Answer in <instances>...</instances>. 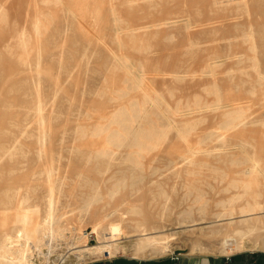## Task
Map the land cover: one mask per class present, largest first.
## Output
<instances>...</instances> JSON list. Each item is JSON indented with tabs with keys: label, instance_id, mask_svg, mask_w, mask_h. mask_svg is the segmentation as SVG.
I'll list each match as a JSON object with an SVG mask.
<instances>
[{
	"label": "rangeland",
	"instance_id": "374dc122",
	"mask_svg": "<svg viewBox=\"0 0 264 264\" xmlns=\"http://www.w3.org/2000/svg\"><path fill=\"white\" fill-rule=\"evenodd\" d=\"M112 2L0 0L9 7L0 14V208L15 209V197L24 196L39 206L40 217L53 188L60 221L72 229L55 243L56 264L62 256L74 264L72 252L80 248L74 246L84 242L134 245L146 236L167 237L165 253L228 254L239 250L225 249L223 236L248 229L258 216L247 239L259 246L240 250H264V209L240 213L248 195L235 201L231 215L221 204L244 191L233 183L249 179L248 144H258L264 154V0ZM189 19L194 27L187 29ZM24 26L26 45L18 43ZM124 52L128 67L113 55ZM255 57L260 76L252 67ZM145 90L158 92L172 111L154 107ZM240 103L247 107V123L224 131L223 120ZM118 111L136 120L127 122L129 140L110 146L106 135L117 126L111 122ZM147 129L166 137L137 152L138 135ZM192 151L193 162L184 163ZM131 205L139 211H129ZM141 215L148 229L134 226ZM119 253L165 254L148 246L111 255Z\"/></svg>",
	"mask_w": 264,
	"mask_h": 264
},
{
	"label": "bare ground",
	"instance_id": "6f19581e",
	"mask_svg": "<svg viewBox=\"0 0 264 264\" xmlns=\"http://www.w3.org/2000/svg\"><path fill=\"white\" fill-rule=\"evenodd\" d=\"M58 1H63V0H58ZM112 1L113 0H110L111 3H113ZM202 1L203 0H198V2H202ZM185 2L188 5V3H187L188 0H185ZM214 2H215V0H214ZM246 7H247V5H246ZM8 10H9V7L5 6V4L0 5V14H3L5 12H7ZM69 10L71 11V9H69ZM111 11L115 16H117L118 12L116 11V9L114 7H111ZM116 18H118V16ZM185 23H186L187 29L189 27H191V28L194 27L193 23L191 22L190 19L186 20ZM148 24H150V23H148ZM148 24H143L140 28L145 29L147 26H149ZM35 28H37V29L39 28V23L35 22ZM136 28H139V27H135V29ZM116 35H117L116 40H117L118 44L120 45L122 43L121 34H120V32H117ZM25 36H26V31H25V26H24L22 31H20V33L18 34V43H21L22 45H26L28 42L25 39ZM247 37L252 38V33H249L247 35ZM8 44L9 43H6V45H8ZM113 55H114L115 60L118 62V64H120V66L128 67L129 59H131V58H130V56L127 55V53H125V52L121 53V54L114 53ZM250 58H251V56H250ZM216 62L217 61H215V60L212 62H209V63L207 62L206 65L208 67H211L212 63H216ZM252 67L257 71V73L260 76V72L258 71V62H257L256 57L253 58ZM262 78H264V76ZM141 80H142V78H141ZM145 93L148 97L150 96V98L153 100V106L154 107H157V108H160L162 106L165 107L166 103L164 102V99H162V97L159 95L158 92L153 91V94H152V93H149L145 90ZM243 105H245V104H243ZM243 105H241V103H240V105H238V107L236 109V113H235V115H233V117H232V115H230L229 118L227 117V119L223 120L222 127H223L224 131L228 132L231 129H234V128L236 129V127L238 128V127L243 126L247 123L249 114H247V111H246L247 107H245ZM248 106L250 107L251 105H248ZM125 108H127V107H125ZM166 109L172 111L168 105H166ZM38 110H39V112H41V110H42L41 104L38 106ZM129 114H130V117H128L122 111H118V113L117 112L115 113L111 123L116 124L117 126H112V129H110L112 131H108V133L106 135L108 144L110 146L111 145L121 146L122 143H125L124 141L127 140L129 138V136L131 135V134L129 135L130 128L127 126V122L136 120V115L131 114V113H129ZM259 117H261V116H259ZM170 120H172V119H170ZM250 120H251V118H250ZM262 121H263L262 123L264 125V120H262ZM263 133H264V131H263ZM224 134H225V132L222 133L223 136H224ZM41 137H43V135L39 137L40 141L42 139ZM165 137H166V132L159 131L156 129H147L146 131L140 132V134L138 135V142H137V147L139 148V150L137 152H141L145 149H150L148 147H154L156 145V143H155L156 141H158L159 139H163ZM179 137L186 142L188 140L187 133L183 129L179 130ZM105 146L106 145H104V147ZM241 146L244 148H247V146L245 144H243ZM248 146L253 147V150L252 151L250 150L252 153H250L249 151L245 152V158L250 163V165L248 164L249 166L245 169V172L248 174L249 179L244 180V178H243V180L240 181V183L239 182L233 183L234 186L243 187L244 191L242 193H238L237 195L230 197L227 200L222 201V203H221L223 206V212L228 213L230 215L233 214L235 209H236L234 206L235 201L237 199H239L240 197L245 196V195H248L249 198H247V200L244 203L242 202L243 204L240 206V209H239L240 213L259 212L260 210L264 209V189L261 188L262 186L264 187V181L261 180V179H264V154H262L259 151V149H258L259 145L258 144H254V143L250 142V144H248ZM261 149H263V146ZM110 150H111V147H110ZM103 151L105 152V150H103ZM243 152H244V150H243ZM193 155H194V151H192L191 155L185 156L184 159L187 161L184 163H189V162L192 163L193 162L192 159L194 157ZM180 166H183V163ZM175 168L177 169L180 167L176 166ZM225 172H227V171H225ZM236 179H237V177H236ZM185 188H186V186H185ZM11 197L12 196H10V198ZM14 197H15V195L12 197V199L17 198V200H18L17 201L18 204L16 205L17 207H15V209H12L11 207H1L0 208V264H56L57 257L54 254L55 243H58L60 240L67 238V236H68L67 233H69L71 226L69 228V227L63 225L60 221V215H58L56 212L57 208L55 209L56 199L53 196V188H51L50 195L47 199L46 211H45V213L43 211L44 215H42L40 217L38 216L39 206L37 204L36 205H33V204L28 205L27 204L28 198L24 197V196H21V197L18 196L19 199H18V197H15V198ZM192 198H194V197H192ZM197 199L200 200V202H201V204H197V205L198 206L200 205L201 210L204 211V209L206 208L205 207L206 204L203 201L202 193L198 194ZM2 200H0V201H2ZM217 200H216V202H217ZM209 204H210V200H209ZM190 205H192V203ZM129 211L138 212L139 210H138L136 205H131L129 207ZM222 214H224V213L219 212V213H217V216H220ZM258 220H259V216L253 218L251 221L252 223H251L250 227H248V229H246V230L238 229L234 233H231L230 231L227 232L223 236L224 248L226 249V247L229 245H234L237 250L248 248V247L257 248L259 245L250 244V242L247 239V235L250 234L252 231L257 229V227L259 226ZM260 221H261V219H260ZM101 222L102 221H100L98 224L94 225V231H98L99 228L101 226H103L101 224ZM149 224L150 223H149L148 219L143 215L142 218H140L136 221L134 226L138 227V228L146 227V229H148L147 227L149 226ZM71 230H70V235H71ZM78 230H80V228ZM104 236H106V235H104ZM80 240H81V238H80ZM169 240H170V238H169ZM148 246H151V247L157 249L158 251H160L162 253H165L168 250H170V244H169V241L167 240V237L146 236V237L140 239L139 241H137V243L134 245H127V244H123L122 242H111L110 240L101 241L97 245H88L84 242L82 245L74 246L75 248L76 247L77 248L80 247V248L73 250L72 254H74V256H75V258H74L75 263L74 264H77V263H81V262L85 261L88 257H91V256L93 257V256H97V255H102L105 253L111 254L114 251H116L118 248H123L124 250H126L128 247H133L135 249V252L139 253V252H143L145 250V248ZM74 247H72V248H74ZM59 263L60 264H70L68 261V258H64L63 256L60 257Z\"/></svg>",
	"mask_w": 264,
	"mask_h": 264
},
{
	"label": "crops",
	"instance_id": "0c3cea01",
	"mask_svg": "<svg viewBox=\"0 0 264 264\" xmlns=\"http://www.w3.org/2000/svg\"><path fill=\"white\" fill-rule=\"evenodd\" d=\"M177 255V257H175ZM90 264H264V250L245 249L228 254L173 251L160 255L136 256L119 253L98 257Z\"/></svg>",
	"mask_w": 264,
	"mask_h": 264
},
{
	"label": "built area",
	"instance_id": "2783aa9c",
	"mask_svg": "<svg viewBox=\"0 0 264 264\" xmlns=\"http://www.w3.org/2000/svg\"><path fill=\"white\" fill-rule=\"evenodd\" d=\"M107 255L109 256V255H111V254L107 253ZM175 257H177V255H176ZM82 264H90V263L87 261V262H84V263H82Z\"/></svg>",
	"mask_w": 264,
	"mask_h": 264
}]
</instances>
